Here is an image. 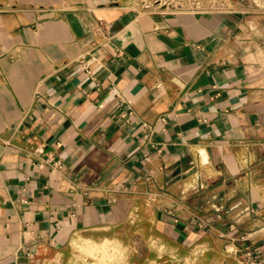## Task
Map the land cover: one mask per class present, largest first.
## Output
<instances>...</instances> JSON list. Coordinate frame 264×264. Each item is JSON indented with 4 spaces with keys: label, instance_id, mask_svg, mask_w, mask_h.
I'll return each mask as SVG.
<instances>
[{
    "label": "crops",
    "instance_id": "1",
    "mask_svg": "<svg viewBox=\"0 0 264 264\" xmlns=\"http://www.w3.org/2000/svg\"><path fill=\"white\" fill-rule=\"evenodd\" d=\"M228 8L0 0V264L106 241L264 264V13Z\"/></svg>",
    "mask_w": 264,
    "mask_h": 264
},
{
    "label": "rangeland",
    "instance_id": "2",
    "mask_svg": "<svg viewBox=\"0 0 264 264\" xmlns=\"http://www.w3.org/2000/svg\"><path fill=\"white\" fill-rule=\"evenodd\" d=\"M178 7L196 9L255 10L264 13V0H172ZM201 249L183 250L171 246H149L142 258H136L134 248L106 241L102 245L87 250L72 252L66 264H251L228 246L214 245L208 253L201 254ZM241 254V255H240Z\"/></svg>",
    "mask_w": 264,
    "mask_h": 264
},
{
    "label": "built area",
    "instance_id": "3",
    "mask_svg": "<svg viewBox=\"0 0 264 264\" xmlns=\"http://www.w3.org/2000/svg\"><path fill=\"white\" fill-rule=\"evenodd\" d=\"M82 67L84 68L85 72L89 74L90 78L93 79V76L91 74V68L90 64L88 62H83ZM118 107L121 109L120 116L121 119L127 123V124H132L134 118H135V112L133 109V101L130 99H126L123 97L118 96ZM162 122L165 121L164 118L161 119ZM142 127H146L145 124H142ZM242 256L247 259L249 262H254L255 259L259 256L260 252L254 250H248L245 249L241 251Z\"/></svg>",
    "mask_w": 264,
    "mask_h": 264
}]
</instances>
